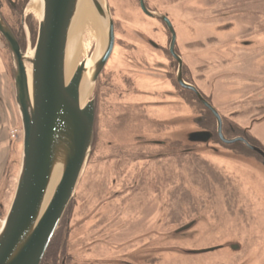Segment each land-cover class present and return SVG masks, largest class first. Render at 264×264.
<instances>
[{
    "label": "rangeland",
    "instance_id": "1",
    "mask_svg": "<svg viewBox=\"0 0 264 264\" xmlns=\"http://www.w3.org/2000/svg\"><path fill=\"white\" fill-rule=\"evenodd\" d=\"M145 1L170 20L189 82L264 149V0ZM107 2L114 46L87 98L96 101L94 138L68 210L66 264L117 257L119 264H264L263 160L214 138L188 139L203 116L179 97L167 30L138 0ZM0 4L12 25L9 4ZM80 40L77 64L96 47L87 29ZM0 50L10 69L1 37ZM17 116L16 136L10 133L16 161L0 184V225L20 166ZM182 193L190 195L187 203ZM191 220L197 224L179 230Z\"/></svg>",
    "mask_w": 264,
    "mask_h": 264
},
{
    "label": "water",
    "instance_id": "2",
    "mask_svg": "<svg viewBox=\"0 0 264 264\" xmlns=\"http://www.w3.org/2000/svg\"><path fill=\"white\" fill-rule=\"evenodd\" d=\"M21 23L25 25L28 4ZM34 45L23 52L0 14V37L11 61L15 106L21 123V158L15 191L0 225V264H40L58 224L73 198L94 138L96 101L82 102L80 88H93L114 46V22L107 0H90L102 26L105 43L91 63L82 59L67 80L66 47L79 0H41ZM141 12L161 21L170 36L169 52L177 63V84L195 94L212 113L216 134L224 144L242 143L263 159L264 150L241 136L225 138L218 111L182 76L175 52L176 34L170 20L138 0ZM30 44L28 39L27 48ZM26 48V49H27ZM210 131H193L188 139L207 142ZM184 226L179 230H185ZM213 249H205L206 252ZM200 252V251H197Z\"/></svg>",
    "mask_w": 264,
    "mask_h": 264
},
{
    "label": "trees",
    "instance_id": "3",
    "mask_svg": "<svg viewBox=\"0 0 264 264\" xmlns=\"http://www.w3.org/2000/svg\"><path fill=\"white\" fill-rule=\"evenodd\" d=\"M6 1L9 4L12 15L14 16V23L12 25L8 24L7 20L3 16L2 17L4 18L6 23L11 28L15 38L18 41V44L21 50L24 52L25 46H26V36H25V31L23 29V25L21 23V17H22L23 10L26 7V4L28 3L29 0H16L13 2H9L8 0ZM0 8H1V4H0ZM25 25L30 33V37H31L32 45H33L35 41V37H36V32H37V20L32 14H27L25 18ZM4 47L5 49H7L5 44H4ZM169 56L171 58L170 60L172 64L177 65L173 57H171V55ZM10 71H11V66H10ZM182 76L186 82L190 83L189 80L185 77L184 70L182 72ZM174 80L176 82V79ZM176 87L178 91L180 92L179 97L183 99V103H185L186 105L192 108H195L199 113L202 114L203 120L199 124L200 130L210 131L212 133V138L215 139L216 143L220 144L226 149L234 151V153L239 152V153H243V155H247L246 153H251V154H254V156L257 157L259 160L261 161L263 160L260 155H258L254 151H251L250 149H248L246 146H244L240 142H236L234 144H229V145L222 143L216 134V121L212 113L208 111L200 103V101L197 99V97L195 96L193 92L181 88L177 84V82H176ZM202 96L207 101H209V99L206 96H204L203 94ZM220 117L222 120V133L225 138L229 139V138L241 136L245 138L251 145H254L264 150L261 144L257 140L248 136L247 131H243L242 129L239 128L237 124L227 121V119L223 117L221 114H220ZM178 144L179 143L173 142V145L177 146ZM15 161H16L15 159L14 160L11 159L9 162L10 165H13ZM72 201H73V198L71 199L67 208L65 209L64 214L62 215V218L58 224V227L44 253V256L40 264H62V261H64V264H66L68 262V258H66L64 255L66 253V244H67L69 232H70L69 231L70 230V226H69L70 218L68 216V210L72 204Z\"/></svg>",
    "mask_w": 264,
    "mask_h": 264
},
{
    "label": "bare ground",
    "instance_id": "4",
    "mask_svg": "<svg viewBox=\"0 0 264 264\" xmlns=\"http://www.w3.org/2000/svg\"><path fill=\"white\" fill-rule=\"evenodd\" d=\"M27 10L33 13L36 18H40L42 13V1L31 0L28 4ZM83 29H87L91 36L96 38V47L92 54L88 56V63L91 64L103 50L105 35L98 17L92 8L90 0H79V4L71 24L65 59V73L67 80L72 75L77 65V60L84 51V46L80 40V33ZM90 91L91 88H86L83 84L81 85L80 94L83 103L88 98Z\"/></svg>",
    "mask_w": 264,
    "mask_h": 264
},
{
    "label": "crops",
    "instance_id": "5",
    "mask_svg": "<svg viewBox=\"0 0 264 264\" xmlns=\"http://www.w3.org/2000/svg\"><path fill=\"white\" fill-rule=\"evenodd\" d=\"M13 90L11 71L0 50V184L5 175L11 173L9 162L13 158V141L10 131L12 127L18 126Z\"/></svg>",
    "mask_w": 264,
    "mask_h": 264
},
{
    "label": "flooded vegetation",
    "instance_id": "6",
    "mask_svg": "<svg viewBox=\"0 0 264 264\" xmlns=\"http://www.w3.org/2000/svg\"><path fill=\"white\" fill-rule=\"evenodd\" d=\"M146 2V1H145ZM162 23V22H161ZM163 24V23H162ZM164 25V24H163ZM164 27H165V25H164ZM165 29H166V27H165ZM167 30V29H166ZM168 32V31H167ZM169 34V33H168ZM169 41H170V36H169ZM168 46H169V42H168ZM175 50H176V47L174 48ZM167 52H168V54L169 55H171L170 54V52H169V48L167 47ZM176 52V51H175ZM196 131H203V130H196ZM189 135V134H188ZM188 137V136H187ZM209 141V140H208ZM157 143L156 144H162V142L161 141H156ZM185 151H187V150H185ZM182 195V197L180 198L183 202H185V203H187L188 202V200H190L191 199V197H190V195L188 194V193H182L181 194ZM195 223H196V221L195 220H191V221H189V222H187L186 224H184L183 225V227L184 226H188V228L187 229H190L192 226H194L195 225ZM197 224V223H196ZM187 229H185V230H187ZM185 230H182V231H185ZM93 249H91V251H92ZM101 258H98V259H96V261H98V260H100ZM116 260H118V257L117 258H114V259H112L110 262H105L104 264H119L118 262H116ZM72 262V261H71ZM74 262V261H73ZM62 264H64V261H62ZM71 264V263H70ZM73 264H75V262L73 263Z\"/></svg>",
    "mask_w": 264,
    "mask_h": 264
},
{
    "label": "built area",
    "instance_id": "7",
    "mask_svg": "<svg viewBox=\"0 0 264 264\" xmlns=\"http://www.w3.org/2000/svg\"><path fill=\"white\" fill-rule=\"evenodd\" d=\"M16 130H12L10 133H11V137H14V136H16Z\"/></svg>",
    "mask_w": 264,
    "mask_h": 264
}]
</instances>
